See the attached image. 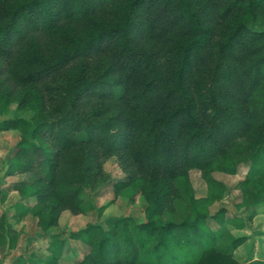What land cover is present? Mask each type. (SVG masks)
I'll list each match as a JSON object with an SVG mask.
<instances>
[{
	"label": "trees",
	"instance_id": "1",
	"mask_svg": "<svg viewBox=\"0 0 264 264\" xmlns=\"http://www.w3.org/2000/svg\"><path fill=\"white\" fill-rule=\"evenodd\" d=\"M0 94L35 112L0 127L31 130L8 174L22 177L14 190L35 200L44 229L85 213L110 159L126 174L115 196L133 186L147 197L145 222L74 234L90 247L79 264H241L247 237L219 242L264 202V0H0ZM243 163L245 218L211 214L226 191L212 174ZM194 170L205 198L193 195ZM185 196L193 215L180 220ZM18 238L1 216L0 246Z\"/></svg>",
	"mask_w": 264,
	"mask_h": 264
},
{
	"label": "rangeland",
	"instance_id": "2",
	"mask_svg": "<svg viewBox=\"0 0 264 264\" xmlns=\"http://www.w3.org/2000/svg\"><path fill=\"white\" fill-rule=\"evenodd\" d=\"M32 109L19 108L18 103L8 100L0 94V125L9 120L30 121L34 116ZM30 128L3 130L0 127V217L5 216L8 224L19 232V238L14 247L8 242L0 246V264H13L23 261L30 264L32 261H42L55 258L57 264H79L89 254L90 247L73 238V235L85 229L88 225L105 227L108 220H118L132 217L136 222L146 221L147 197L137 188L129 187L122 191L119 197L115 196V185L126 179V174L115 159H110L105 168L107 178L93 191H87L85 196V213L74 216L64 212L57 225L44 229L39 219L33 215L31 208L35 200H23L14 190L21 180L20 176L8 174L11 160L17 151L20 140L30 136ZM249 170V164L239 165L236 175L215 172L213 177L226 186L223 198L210 207V213H216L220 208L227 211V217L239 215L245 218V210L241 204L243 194L238 185L243 181ZM196 199L205 198L209 193L208 186L200 171L194 170L189 175ZM185 196L176 207V218L183 220L193 211ZM209 226L217 231L220 226L209 220ZM224 236L219 242V250L224 249L235 238L247 237V242L235 251L236 259L245 264L252 259H264V202L260 205L252 221L246 219V227L239 229L233 224L224 228Z\"/></svg>",
	"mask_w": 264,
	"mask_h": 264
},
{
	"label": "crops",
	"instance_id": "3",
	"mask_svg": "<svg viewBox=\"0 0 264 264\" xmlns=\"http://www.w3.org/2000/svg\"><path fill=\"white\" fill-rule=\"evenodd\" d=\"M242 247V246H241ZM240 247V248H241ZM235 256H237V253H236V255ZM253 260H259V259H257V258H255V259H252L251 261H253ZM261 260H264V259H261ZM250 261V260H249ZM249 261H247V262H249ZM245 264H246V262H245Z\"/></svg>",
	"mask_w": 264,
	"mask_h": 264
}]
</instances>
